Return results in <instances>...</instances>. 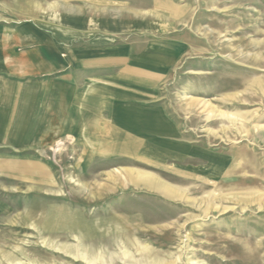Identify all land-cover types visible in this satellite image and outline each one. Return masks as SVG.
I'll return each instance as SVG.
<instances>
[{"label":"rangeland","instance_id":"1","mask_svg":"<svg viewBox=\"0 0 264 264\" xmlns=\"http://www.w3.org/2000/svg\"><path fill=\"white\" fill-rule=\"evenodd\" d=\"M156 1L105 0L133 29L74 41L100 38L106 57L180 44L155 82L139 60V75L124 63L37 74L34 44L21 50L26 73L11 74L0 115V264H264V0H163L179 14ZM93 2L44 0L40 21L64 41L65 11ZM71 88L99 91L103 113L68 105L67 124L56 96Z\"/></svg>","mask_w":264,"mask_h":264},{"label":"crops","instance_id":"2","mask_svg":"<svg viewBox=\"0 0 264 264\" xmlns=\"http://www.w3.org/2000/svg\"><path fill=\"white\" fill-rule=\"evenodd\" d=\"M42 1L44 0H0V115L8 112V109L10 110V101L12 99H10L11 97L8 95L9 87L7 85L11 80V74L14 75L13 78L16 79V81H19L20 77L26 73L24 69H21L22 67L20 65H25L23 62L25 61V57L21 54V50L24 49L27 44H34L36 49L33 63L35 64L34 70L37 71V74H42L43 70L56 71L57 68L63 64L71 67H74V65H81L100 69L107 64L124 63L130 74L134 72L135 75H139L133 68V66L139 63L137 62L138 60L140 64L150 65L155 71H158L156 68L159 66H163L164 68L167 65H172L176 58L178 60L181 53L182 46L180 44L167 43L163 48V53L150 54L152 51H149L150 53L144 52L139 56H133L132 52L127 50V48H115L108 51L110 53H107V55L109 54L110 56L106 57L105 50L103 51V49L100 50L98 48L99 45L97 44L101 40L96 37L92 41L95 44L93 50L90 49V46L86 48V46L83 45L75 49V40L90 42L91 32L95 30H92L93 27L98 28L97 34H122L133 29L132 25L134 24V20L127 19V17H131L130 15H119L116 20L108 19L106 11H102L100 6H105V0H94L93 3H95L97 10L94 9L89 11L83 9L82 11H75L74 9H67L65 11L66 39L62 41L60 38L61 41H58V29L55 27L53 29L52 25H47L46 22L43 23L40 21V19L44 17L41 8ZM112 1L116 2L117 0ZM156 2H159L157 6L169 10L172 13L179 14L178 10L175 12L174 9L168 7L165 1L158 0ZM45 12L47 14H45V16L50 15V17H57V15H55L57 10L54 9L53 6L48 7ZM48 12L50 14H48ZM160 73L161 71L150 72L151 76L149 81L155 82L160 80ZM70 87L71 86H69V89ZM70 91L67 90L64 96H56L57 101L66 100L67 112L65 119L67 124L73 122V117L70 114V110H68L69 106L77 110V107L81 105V112L88 115V117L91 113H93V115H99L101 112L103 113V111L99 110V91H94L91 99L89 91L86 92L79 88L78 90H73L71 88ZM33 98L34 112H38L39 110L37 109L42 108L45 104H42V93L34 95ZM49 98L53 100L52 96ZM18 99L21 98L16 97V99H14V104H18L20 107V102L17 101ZM94 105L96 107L95 109ZM90 107L92 110H90ZM58 110H56V112H58ZM13 111H16V108L13 109ZM117 115L119 119V110L114 111V118H116ZM131 119L136 120L135 116L133 117L132 115H123L121 120L126 123L127 121H131ZM145 121L151 125L153 130H162L164 128V125L157 127L156 119L153 117L145 119ZM164 131L168 132L167 129H164Z\"/></svg>","mask_w":264,"mask_h":264},{"label":"bare ground","instance_id":"3","mask_svg":"<svg viewBox=\"0 0 264 264\" xmlns=\"http://www.w3.org/2000/svg\"><path fill=\"white\" fill-rule=\"evenodd\" d=\"M212 195V194H211ZM217 196V195H216ZM213 203H212V198L210 199V200H208V201H206V206H205V208H206V211H205V214H207V212L211 209V207H213V206H211ZM226 210V209H225ZM223 211V210H222ZM78 252H80V251H78ZM152 260V259H151Z\"/></svg>","mask_w":264,"mask_h":264}]
</instances>
